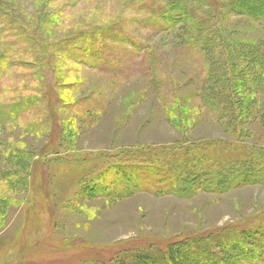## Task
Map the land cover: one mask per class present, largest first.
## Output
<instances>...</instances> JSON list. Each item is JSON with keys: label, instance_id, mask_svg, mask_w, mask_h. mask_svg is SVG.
<instances>
[{"label": "rangeland", "instance_id": "1", "mask_svg": "<svg viewBox=\"0 0 264 264\" xmlns=\"http://www.w3.org/2000/svg\"><path fill=\"white\" fill-rule=\"evenodd\" d=\"M223 3L0 0V264H112L133 247L263 230V175L182 196L154 193L138 170L154 181L162 160L208 165L211 146L228 159L264 150V74L238 89L256 110L216 116L244 53L264 51V20Z\"/></svg>", "mask_w": 264, "mask_h": 264}, {"label": "trees", "instance_id": "2", "mask_svg": "<svg viewBox=\"0 0 264 264\" xmlns=\"http://www.w3.org/2000/svg\"><path fill=\"white\" fill-rule=\"evenodd\" d=\"M245 1H249L251 9L242 7L241 4ZM263 3L264 0H226V3H223L222 7L226 8L230 15H244L253 20H264ZM244 57H246L244 61H246L247 64L244 63L243 68L240 70H233L232 76H234L235 79L232 82L230 90H228L231 91V93H225L222 96H219L218 93H215L218 96L214 95V98L217 99V105L223 107V110H218L219 114L216 115L220 120L231 121L235 119L239 121L249 113L250 110H256L254 103H259L258 99L237 97L239 95V87L245 83H249L250 88H248V90L250 91H253L252 87L255 88V86L258 87L261 85L260 80L262 74H264V51L261 55L257 54L256 57L252 56L250 52H245ZM253 58H255V61H253ZM231 62H233V60H231ZM248 75L249 77H247ZM50 99V104L56 102V99L52 98V96H50ZM18 105V103H14L7 106L5 109L11 107L14 110L17 109L16 106ZM203 105L211 106L212 103L204 100ZM260 106H257V111ZM235 108L237 111H235ZM6 115L7 113L4 110L2 114H0V118ZM227 148L230 151L231 147L227 145L218 148L211 146L209 149L210 154L213 155L211 163L208 165L195 163L196 166L203 168V172H200L198 167H195V170L192 169L194 161L189 156L173 158V160H162V162L158 161L162 165L164 171L159 172L155 170L156 168L152 169L153 172L150 171V175L155 178L154 181L147 178L149 177V172L145 170L147 167L138 170L144 171L143 176L145 177L142 179L148 182L150 184L149 186L155 188L154 193L178 192V194L182 196H191L196 193V191L204 190L223 192L237 184L255 182L259 180L260 176H264V158L262 157L264 155V150L258 149L255 152L251 151L247 156L246 154L240 155V157H238L240 159H228L225 158V155H227ZM183 152L188 153L189 150ZM193 153H196V149ZM222 156L223 158H221ZM240 163L243 164V167H241L242 169L236 168L239 167L237 164L240 165ZM249 166H254L256 169H249ZM208 169L213 170L209 172ZM172 185L175 186L173 187ZM258 233L259 235H264V228L261 232H247L245 233L244 239H240L236 236L238 235L236 231L231 228L230 230H223L214 234L206 233L205 235L190 236V238L188 237L187 239L169 243L164 247L156 245L141 248L133 247L130 248L129 251L123 250L117 254L114 259H112V264H238L239 260H241L240 255H242L244 251L251 256L250 261L252 264H257L259 252L256 251L257 253H253L252 247H249V245L260 249L264 248V237H257ZM238 249L240 252L236 251ZM262 261L264 262V259H262ZM97 264H103V262Z\"/></svg>", "mask_w": 264, "mask_h": 264}]
</instances>
